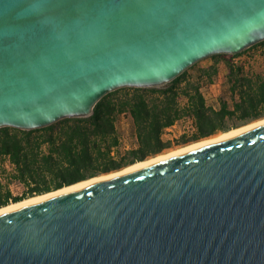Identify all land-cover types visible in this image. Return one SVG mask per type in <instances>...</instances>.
I'll return each instance as SVG.
<instances>
[{
  "label": "water",
  "instance_id": "obj_1",
  "mask_svg": "<svg viewBox=\"0 0 264 264\" xmlns=\"http://www.w3.org/2000/svg\"><path fill=\"white\" fill-rule=\"evenodd\" d=\"M262 41L264 0H0V128ZM0 264H264V125L1 214Z\"/></svg>",
  "mask_w": 264,
  "mask_h": 264
},
{
  "label": "trees",
  "instance_id": "obj_2",
  "mask_svg": "<svg viewBox=\"0 0 264 264\" xmlns=\"http://www.w3.org/2000/svg\"><path fill=\"white\" fill-rule=\"evenodd\" d=\"M253 47H262L264 56V41ZM250 48L236 55L212 56L214 64L199 69L196 78L189 76L187 69L161 87L113 91L95 105L89 117L66 118L34 130L0 128V208L162 154L171 147L163 135L185 118L191 120L195 132L181 137L184 145L227 133L231 121L246 125L264 118V70H246L234 62ZM218 57L227 73L216 105L208 102L203 90L220 73ZM123 115L131 120L137 148L127 153L128 158L117 161V121ZM12 183L27 191L14 196Z\"/></svg>",
  "mask_w": 264,
  "mask_h": 264
},
{
  "label": "rangeland",
  "instance_id": "obj_3",
  "mask_svg": "<svg viewBox=\"0 0 264 264\" xmlns=\"http://www.w3.org/2000/svg\"><path fill=\"white\" fill-rule=\"evenodd\" d=\"M261 50H262V47L250 48L245 53L241 54L238 57H235L234 62L240 66H243L246 70H253L256 72H261L264 70V56L262 55ZM217 59H218V61H220V64H219L220 73L216 77L214 82H218V83L223 84V82L225 81V75L227 73V68H226L225 64L222 62V59L220 57H218ZM214 62H215V60L213 58H211V57L206 58V59L198 62L193 68H189L187 70V73L189 76H193L196 78V75H197L199 69L210 66V65L214 64ZM214 104L217 105V103H214ZM262 119H264V118H262ZM262 119H259V120H262ZM259 120H256V121H259ZM256 121H253V122H256ZM253 122H251V123H253ZM230 124L232 126L230 131L245 126V125H240L236 121H234V122L231 121ZM246 125H248V124H246ZM117 128H118V132H119V136H120V147L118 150L117 149L115 150L114 155H115V158L117 159V161H120V160H124V159L128 158L127 153L130 150L137 148V140H136V136L134 133L133 125L131 123L130 118L127 115L119 117V119L117 121ZM194 132H195V128H194L190 119L185 118V119L179 121L176 128H172L170 130H167L165 132V134L163 135L164 140L166 142H169L171 144V147L167 148L162 154L167 153L171 150H175L177 148H181V147H184L186 145L198 142V141L190 142V143H187L184 145L180 141L181 137L183 135H185L187 137H191L194 134ZM224 133H226V132H220V133H218L212 137H215V136H218V135H221ZM212 137H210V138H212ZM207 139H209V138H207ZM202 140H204V139H202ZM159 155H161V154H159ZM151 158H153V157H150L148 159H151ZM126 167H128V166H126ZM126 167H124V168H126ZM124 168H122L120 170H123ZM120 170H118V171H120ZM114 172H117V171H114ZM114 172H111V173H114ZM101 175H106V174H101ZM101 175H99V176H101ZM10 188H11V191H12L14 196H22L27 191L26 187H24L23 185H21L19 183H12L10 185Z\"/></svg>",
  "mask_w": 264,
  "mask_h": 264
},
{
  "label": "bare ground",
  "instance_id": "obj_4",
  "mask_svg": "<svg viewBox=\"0 0 264 264\" xmlns=\"http://www.w3.org/2000/svg\"><path fill=\"white\" fill-rule=\"evenodd\" d=\"M262 125H264V119L256 121V122H253V123H250V124L245 125L243 127L228 131L227 133H224V134H221V135L209 138V139H204V140H201V141L186 145L184 147L177 148L175 150H171V151H169L167 153L158 155V156L153 157L151 159H147L145 161H141V162L135 163V164H133L131 166H128V167L124 168L123 170H120V171H117V172L109 173V174L101 175V176H96V177H93V178L88 179L86 181H83V182H80V183H77V184H74V185H71V186L64 187V188H62L60 190H57V191L49 192V193L42 194V195H36V196L30 197V198H27V199H25L23 201H20V202H17V203H12V204H10V205H8L6 207L0 208V215L4 214V213H7L9 211L24 207V206H28V205H31V204H34V203H38V202H41V201L52 199V198H54V197H56V196H58V195H60V194H62L64 192H68V191H71V190L83 188V187L89 186L91 184H94V183H97V182H100V181H103V180L112 179V178H114V177H116L118 175H121L123 173L131 172V171L140 169V168H142V167H144V166H146L148 164H152V163H155V162L167 160V159L173 158L175 156H178V155H180L182 153H185V152H188V151H191V150L203 147V146H207V145H210V144H213V143H216V142L224 141V140H226L229 137L235 136L237 134H240L242 132L248 131L250 129H254V128L260 127Z\"/></svg>",
  "mask_w": 264,
  "mask_h": 264
},
{
  "label": "crops",
  "instance_id": "obj_5",
  "mask_svg": "<svg viewBox=\"0 0 264 264\" xmlns=\"http://www.w3.org/2000/svg\"><path fill=\"white\" fill-rule=\"evenodd\" d=\"M203 91H204V95H205L206 99L208 100V102L217 103L218 99L222 93V84L218 83V82H214L212 85L205 88ZM177 124L178 123H176V125L169 128L168 130H170L172 128H176Z\"/></svg>",
  "mask_w": 264,
  "mask_h": 264
},
{
  "label": "built area",
  "instance_id": "obj_6",
  "mask_svg": "<svg viewBox=\"0 0 264 264\" xmlns=\"http://www.w3.org/2000/svg\"><path fill=\"white\" fill-rule=\"evenodd\" d=\"M124 116V115H123Z\"/></svg>",
  "mask_w": 264,
  "mask_h": 264
}]
</instances>
